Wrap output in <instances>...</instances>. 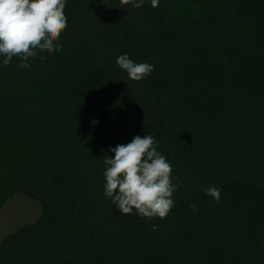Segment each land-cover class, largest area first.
I'll use <instances>...</instances> for the list:
<instances>
[{"label":"trees","instance_id":"16d2710c","mask_svg":"<svg viewBox=\"0 0 264 264\" xmlns=\"http://www.w3.org/2000/svg\"><path fill=\"white\" fill-rule=\"evenodd\" d=\"M65 5L60 51L0 56V210L41 207L0 264H264V0ZM124 53L154 70L130 80ZM147 134L177 185L164 219L104 196L109 148Z\"/></svg>","mask_w":264,"mask_h":264},{"label":"clouds","instance_id":"9594fccd","mask_svg":"<svg viewBox=\"0 0 264 264\" xmlns=\"http://www.w3.org/2000/svg\"><path fill=\"white\" fill-rule=\"evenodd\" d=\"M131 4L139 8L143 0H120V7ZM65 0H0V56L7 66L13 57L20 59L18 67L28 68V61L38 53L60 51L56 43L68 26L64 12ZM152 7L159 0H151ZM116 64L130 80L140 81L154 70V65L135 62L127 53L116 58ZM112 156L104 160V196L122 214L135 213L141 217L164 219L174 206L172 166L157 150V141L151 135H135L127 144L109 148ZM178 179V177L176 178ZM206 195L219 201L220 190L213 186L203 188ZM193 214L198 210L190 205ZM155 230L156 225L152 226Z\"/></svg>","mask_w":264,"mask_h":264},{"label":"rangeland","instance_id":"374dc122","mask_svg":"<svg viewBox=\"0 0 264 264\" xmlns=\"http://www.w3.org/2000/svg\"><path fill=\"white\" fill-rule=\"evenodd\" d=\"M40 210L37 201L15 194L0 210V239L15 231L20 225L34 221Z\"/></svg>","mask_w":264,"mask_h":264}]
</instances>
